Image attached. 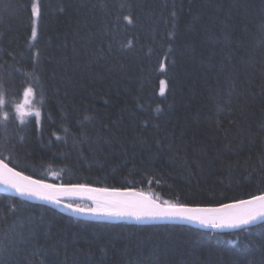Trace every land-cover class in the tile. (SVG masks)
Wrapping results in <instances>:
<instances>
[{
	"label": "trees",
	"instance_id": "16d2710c",
	"mask_svg": "<svg viewBox=\"0 0 264 264\" xmlns=\"http://www.w3.org/2000/svg\"><path fill=\"white\" fill-rule=\"evenodd\" d=\"M27 88L38 123L16 110ZM0 100V159L45 183L263 195L264 0H0ZM0 264H264V221L111 222L3 193Z\"/></svg>",
	"mask_w": 264,
	"mask_h": 264
},
{
	"label": "snow or ice",
	"instance_id": "6c2138e0",
	"mask_svg": "<svg viewBox=\"0 0 264 264\" xmlns=\"http://www.w3.org/2000/svg\"><path fill=\"white\" fill-rule=\"evenodd\" d=\"M32 11L34 14H39L35 5H33ZM32 35L35 37V30H33ZM160 83L161 85H166L165 81H161ZM164 90L162 86L160 89L161 94L164 93ZM32 91L31 88H27L23 102L16 105L17 111L20 112L21 123H24L23 117L25 114H31L30 111L25 112V105L30 103L28 94H31ZM42 96L43 93H41V104L43 103ZM3 103V100H0V105H3ZM35 115L38 123L41 115L38 108L35 109ZM7 117L8 113L5 112V120ZM0 184L15 189L21 196L36 197L56 204H61L62 198L70 199L78 196L80 193H88L89 195L86 198L92 201V207L83 208L78 204L74 206L72 203H68L65 206L79 213L96 216L134 217L137 220L144 218H179L198 221L201 224H212L215 227H220L221 224L217 223L216 217L211 214L221 213L225 210H227L226 222L231 227L247 225L258 217H264V195L224 204L220 208L189 207L183 204H168L167 202L160 204L143 196L142 193L130 190L122 192L119 189L93 188L84 184H48L43 180H34L30 176H24L22 172L10 168L2 160H0ZM12 207L15 209L14 205Z\"/></svg>",
	"mask_w": 264,
	"mask_h": 264
},
{
	"label": "water",
	"instance_id": "95a60500",
	"mask_svg": "<svg viewBox=\"0 0 264 264\" xmlns=\"http://www.w3.org/2000/svg\"><path fill=\"white\" fill-rule=\"evenodd\" d=\"M0 160H2V159H0ZM3 163H6V162L3 161ZM9 167L12 168L11 166H9ZM16 171H18V170H16ZM24 176H26V175H24ZM32 179L39 180L37 178H32ZM48 184H50V183H48ZM90 187L96 188L94 186H90ZM2 189H4V190L2 191ZM0 190L2 192L13 193L14 195H20L15 189H12V188L8 187L7 185H4V184H0ZM126 191H129V190H126ZM130 191L136 192V190H134V189H130ZM87 195H89V194L88 193H80L78 196H74V197H72L70 199L69 198H62V203L61 204H56L54 202L47 201V200H42V199H39V198H36V197L21 196V195L20 196L23 197V198H26V199H28V200H30L32 202L41 203V204H47V205L52 206L55 209H58V210L66 213V214L77 216V217H82V218L95 219V220H108V221H111V222H125V223H133V224H166V223H170V224L171 223H177L178 224V223H181V224H193L195 226L205 227L204 224H201L198 221H189V220L179 219V218H172V219H168V218H165V219L144 218L142 220H137L134 217L96 216V215H92V214L79 213V212L73 211L72 209H70V208L65 206L68 203L74 204V203H79V201H90V200H88L86 198ZM148 198H150V196ZM150 199L155 201L156 203L162 204L161 202H159L155 198H150ZM202 208H220V207L212 206V207H202ZM211 215H214L216 217L217 223L222 224V226H220V227L211 226V227L204 228L205 230H208V231L236 230L237 228L245 227V226L251 225V224H257V223H260V222L264 221V217H258L255 221H252V222H250L247 225H240L239 227H231L226 222V220H227V210H225L224 212H221V213H216V214H211Z\"/></svg>",
	"mask_w": 264,
	"mask_h": 264
},
{
	"label": "rangeland",
	"instance_id": "374dc122",
	"mask_svg": "<svg viewBox=\"0 0 264 264\" xmlns=\"http://www.w3.org/2000/svg\"><path fill=\"white\" fill-rule=\"evenodd\" d=\"M162 86L164 87V89H166V86L165 85H161V87ZM25 92H26V90H25ZM25 92L23 94V98H22L21 103L23 102V100L25 98ZM28 99H29L30 103L28 105H25V112L27 113V112L30 111L31 114H29V115H33V116L36 117V115H35V109L38 108V106L35 104V102L33 100V94L32 93L31 94H28ZM16 110H17V108H16ZM19 114H20V112H19ZM26 115H28V114H25L24 116H26ZM39 119H40V117H39ZM74 204H81V203H74ZM85 206L88 207V208L89 207H92L93 206V203L91 202L89 204H85ZM221 226H222V224H221Z\"/></svg>",
	"mask_w": 264,
	"mask_h": 264
},
{
	"label": "bare ground",
	"instance_id": "6f19581e",
	"mask_svg": "<svg viewBox=\"0 0 264 264\" xmlns=\"http://www.w3.org/2000/svg\"><path fill=\"white\" fill-rule=\"evenodd\" d=\"M18 172H20V171H18ZM24 174V173H23ZM24 175H26V174H24ZM26 176H28V175H26ZM32 178V177H31ZM4 189H2V191H3ZM111 190V189H110ZM1 190H0V194H5V195H8V196H11V197H13V196H15L16 198H23V197H21L20 195H14L13 193H10V192H2ZM122 192L123 191H126V190H121ZM136 192H138V193H142L144 196H147V197H149V195H145V193H143V192H141V191H137L136 190ZM264 195V194H263ZM150 198H152L151 196H150ZM24 200H28V199H26V198H23ZM87 202H92V201H87ZM163 204V203H162ZM230 204V203H229ZM190 207V206H189ZM216 207H221V206H216ZM202 208V207H201ZM178 224H181V223H178ZM187 226H192V227H195V228H198V229H202V230H205L204 228H207V227H211V226H213L212 224H204V226L205 227H200V226H195V225H193V224H186ZM237 229H240V228H237ZM236 229V230H237ZM228 231H234V230H228Z\"/></svg>",
	"mask_w": 264,
	"mask_h": 264
},
{
	"label": "clouds",
	"instance_id": "9594fccd",
	"mask_svg": "<svg viewBox=\"0 0 264 264\" xmlns=\"http://www.w3.org/2000/svg\"><path fill=\"white\" fill-rule=\"evenodd\" d=\"M247 226H249V225H247ZM247 226H245V227H247ZM242 228H244V227H241L240 229H238V230H241Z\"/></svg>",
	"mask_w": 264,
	"mask_h": 264
}]
</instances>
